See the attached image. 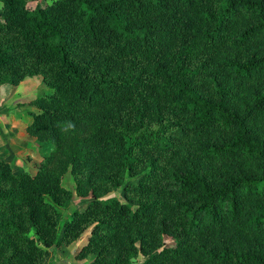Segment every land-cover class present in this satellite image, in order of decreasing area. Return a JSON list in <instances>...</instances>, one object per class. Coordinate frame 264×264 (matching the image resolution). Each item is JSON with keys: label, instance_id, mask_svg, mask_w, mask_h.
I'll return each mask as SVG.
<instances>
[{"label": "trees", "instance_id": "trees-1", "mask_svg": "<svg viewBox=\"0 0 264 264\" xmlns=\"http://www.w3.org/2000/svg\"><path fill=\"white\" fill-rule=\"evenodd\" d=\"M36 76L0 264H264V0H0V86Z\"/></svg>", "mask_w": 264, "mask_h": 264}, {"label": "rangeland", "instance_id": "rangeland-1", "mask_svg": "<svg viewBox=\"0 0 264 264\" xmlns=\"http://www.w3.org/2000/svg\"><path fill=\"white\" fill-rule=\"evenodd\" d=\"M26 1L34 5H45L50 0ZM43 92L48 93L49 89L37 76L24 78L17 87L8 84L0 86V158L7 160L15 173H35L44 155L52 148V144H41L26 130V125L32 120L30 112L39 111L30 101ZM67 180L66 185L72 188L73 183L70 179ZM114 194L119 195V190ZM47 199L50 200L49 197ZM86 200L74 197L68 209H62L63 215L68 216L74 207H85ZM87 236L88 231H85L79 239L70 244L50 248L48 261L43 264H78L80 261L75 258V253L86 242Z\"/></svg>", "mask_w": 264, "mask_h": 264}, {"label": "crops", "instance_id": "crops-1", "mask_svg": "<svg viewBox=\"0 0 264 264\" xmlns=\"http://www.w3.org/2000/svg\"><path fill=\"white\" fill-rule=\"evenodd\" d=\"M15 122H17V121H15Z\"/></svg>", "mask_w": 264, "mask_h": 264}]
</instances>
